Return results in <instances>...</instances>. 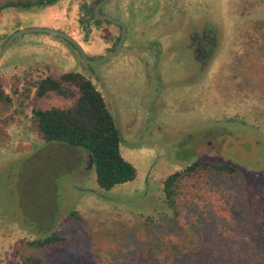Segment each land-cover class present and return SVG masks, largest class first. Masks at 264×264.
I'll list each match as a JSON object with an SVG mask.
<instances>
[{
	"label": "rangeland",
	"instance_id": "rangeland-1",
	"mask_svg": "<svg viewBox=\"0 0 264 264\" xmlns=\"http://www.w3.org/2000/svg\"><path fill=\"white\" fill-rule=\"evenodd\" d=\"M99 1L6 8L0 50L18 30L55 28L99 59L116 48L122 30L97 16ZM100 13L127 27L122 51L105 62L91 64L69 40L43 31L17 36L0 59V88L10 95L0 99V264H19L22 239L52 233L70 241L45 253L46 264H99L103 255L126 263L131 248L195 245L194 224L175 217L163 183L196 160L239 165L264 226V0H110ZM205 34L217 44L203 63L194 46ZM70 71L105 97L121 152L137 168L134 180L103 189L90 162L72 171L80 152L43 140L33 109L51 103L37 96L38 84ZM199 183L187 180L190 198Z\"/></svg>",
	"mask_w": 264,
	"mask_h": 264
},
{
	"label": "trees",
	"instance_id": "trees-1",
	"mask_svg": "<svg viewBox=\"0 0 264 264\" xmlns=\"http://www.w3.org/2000/svg\"><path fill=\"white\" fill-rule=\"evenodd\" d=\"M57 1L3 0L0 11L9 7L31 9ZM37 96L51 103L33 109L32 118L43 140L75 154L80 152L78 166L72 171L92 162L103 189L137 177V168L121 152L122 134L114 115L88 77L74 71L45 76L38 84ZM55 98L70 104L53 103ZM0 99L10 100L9 93L1 88ZM194 177L202 183L199 189H188L192 191L190 198L184 187ZM163 184L166 204L175 217L185 216L194 224L198 243L170 252L135 247L123 253L126 263L103 255L99 264H264V226L254 218L249 185L239 165L196 160L168 175ZM71 215L78 218L76 211ZM69 241V236L59 233L22 239L16 249L19 264H46L45 253Z\"/></svg>",
	"mask_w": 264,
	"mask_h": 264
},
{
	"label": "water",
	"instance_id": "water-1",
	"mask_svg": "<svg viewBox=\"0 0 264 264\" xmlns=\"http://www.w3.org/2000/svg\"><path fill=\"white\" fill-rule=\"evenodd\" d=\"M110 0H100L96 6H95V13L97 14V16L99 18L102 19H108L111 20L112 22H114L115 24L119 25L121 27V35L118 41V44L116 46V48L110 52H108L105 56L99 58V59H90L87 55V53L85 52L84 48L81 46V44L71 35H69L66 32H63L59 29H55V28H43V27H29V28H25L22 30H18L16 32H14L12 35H10L8 37V39L6 40V42L4 43L3 47L0 50V59L1 57L5 54L6 50L9 48V46L11 45V43L13 42V40L23 34V33H30V32H35V31H43V32H49L55 35H59L62 36L64 38H66L67 40H69L73 45L76 46V48L79 50L81 56L89 63L94 64V63H102L107 61L108 59H110L111 57L119 54L124 46L125 40H126V34H127V27L126 24L123 20L117 19L115 17H113L110 14H101L100 10L103 7V5L105 3H107ZM92 166V162L90 167Z\"/></svg>",
	"mask_w": 264,
	"mask_h": 264
},
{
	"label": "flooded vegetation",
	"instance_id": "flooded-vegetation-1",
	"mask_svg": "<svg viewBox=\"0 0 264 264\" xmlns=\"http://www.w3.org/2000/svg\"><path fill=\"white\" fill-rule=\"evenodd\" d=\"M119 26V25H118ZM208 37L205 42H204V47L203 44H201V40H203L204 38ZM214 37V42H212V38ZM196 41H198V43H196V45L194 46V50H195V57L197 58V61H202L203 63H205L206 61H208L210 59V57L213 54V50L216 47L217 41H216V36H207V34H205V36L201 38V36H198V38L196 39ZM209 44L208 48H205V45ZM210 48V49H209ZM209 49V50H208ZM203 56H206L204 59ZM91 164V162H90Z\"/></svg>",
	"mask_w": 264,
	"mask_h": 264
}]
</instances>
